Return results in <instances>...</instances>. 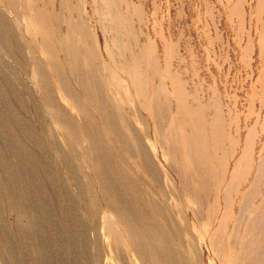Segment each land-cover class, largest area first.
Returning <instances> with one entry per match:
<instances>
[{
    "label": "rangeland",
    "instance_id": "obj_1",
    "mask_svg": "<svg viewBox=\"0 0 264 264\" xmlns=\"http://www.w3.org/2000/svg\"><path fill=\"white\" fill-rule=\"evenodd\" d=\"M53 1L56 10L58 0ZM77 1L81 4L77 5L80 16L75 14L76 18L91 28L92 54L101 59L108 57L112 63L109 56L116 50L101 34L91 0ZM41 7L38 4V9ZM130 7L142 18L141 24L130 18L135 42L138 36L140 45L149 40L161 70L176 75L190 99L196 92L202 106L213 99L222 118V134L236 141L232 150L229 143H222L218 155L223 164L214 157V166L212 161L206 167L213 171L215 179L219 176L218 196L214 178L209 191L197 190L195 185V202L181 187L177 170L182 152L178 144L172 143L176 142L174 130L181 128L173 106L164 118V142H156L155 125L141 113L130 87L121 82L118 87L113 78H103L100 65L93 71L87 61H81L84 77L95 73L108 86L104 103L119 133L106 137L101 124H90L93 133L99 134L94 141L95 160L90 142L81 139L79 131H74L77 142H67L63 128H58L51 113L46 114L40 104L32 64H25V55L36 52L38 66L41 63L49 75L45 54L24 44L21 53L10 45L9 54L0 49V71L4 75L13 72L10 80L15 88L13 95L10 82L0 76V264H247L248 258L239 256L248 244L261 251L258 263L264 264V242L252 243L254 238L249 234L258 216L256 211L264 202V186H259L255 195L243 198L258 177L264 159V0H128L122 11L128 13ZM0 14L10 25L12 41H31L28 25L16 23L1 1ZM57 32L64 39L63 28ZM75 42L74 55L78 56L85 46L78 35ZM164 44L174 51L169 66L163 62ZM105 61L101 62L103 67ZM17 62L23 70L16 67ZM162 84L171 93L169 81ZM54 90L57 105L74 122L73 130L82 127L77 124L79 118L69 99ZM72 90V100L95 117L96 108L74 84ZM190 99L187 106L195 108L197 102ZM210 112L205 115L211 120L215 111ZM24 126L26 133L21 130ZM133 130L138 142L131 141ZM247 133L251 137L245 144ZM121 137L123 142L117 140ZM142 146L149 159L147 164L139 152ZM175 146L178 159L170 164L166 152ZM104 148L111 177L125 186V204L121 205L114 195L100 202L96 213L97 199L89 196L87 201L84 190L79 188L92 181V174L100 176L93 167L97 161L105 160ZM244 150L250 154L246 159ZM203 153V159L210 156ZM188 165L194 169L191 163ZM199 177H205L204 169ZM225 189H229L227 198L223 195ZM135 199L145 207L146 227L155 233L151 244L133 236L137 222L130 209ZM224 201L230 206L225 217ZM107 207L115 218L106 211ZM208 214L214 215L212 222L207 220ZM218 227L222 229L221 239H216L218 245L212 250L208 243Z\"/></svg>",
    "mask_w": 264,
    "mask_h": 264
},
{
    "label": "bare ground",
    "instance_id": "obj_2",
    "mask_svg": "<svg viewBox=\"0 0 264 264\" xmlns=\"http://www.w3.org/2000/svg\"><path fill=\"white\" fill-rule=\"evenodd\" d=\"M0 1L4 3L7 13L14 21H16V23L21 22L24 24L25 22V24L28 25L27 27L30 28L29 31L31 32L32 36V39H30L31 41L28 43H24L21 41H12L10 25L7 19L2 14H0V49L5 54H9L7 52V47H10V45H12L21 50L22 53V44H24L23 46L30 45L31 48L33 47V49L35 50H41V53L43 52L42 54H45L46 63L50 70L49 75L45 73L41 63L38 66L39 62L37 61V54L35 55L36 52L34 53L32 51H29L28 53H26L25 64H28V62L32 64L31 69H33L35 75V77L33 78H35V81L37 82L35 93L40 99V104L42 105L44 110H46V114L51 113V120L58 124V128H63V131H65V133L63 134V138H65L67 142H77V140H75L74 131H79L80 138L90 142V151L92 158L97 160L93 149L94 141L99 137V134L95 132L93 133V130L90 128V124L92 122L101 124V132L106 133V137H108V135L117 136L119 134L117 124H115V121L110 115L109 109L104 103V96L105 93H107L106 88L108 86L105 85L104 80L101 82L98 78H96L95 73H92V75L91 72L87 73L84 77L80 71L81 61H87L88 66L93 69V71L94 68L97 69L100 65V67L102 68L103 78H113L112 80L116 81L118 87H121L120 82L122 84H127L130 87V93H132L131 97L134 99V101L139 102L138 107H140L141 113L147 116L148 119L151 120L155 125L154 130L155 133L157 132L158 134L156 142H164L165 133H163L162 131L165 124L164 118L167 116V113L172 110L173 106L174 110L178 112L176 121L178 123V126L182 130L178 129L177 132L174 130L176 142L172 143L178 144V149L181 148L182 155L181 152L180 155L182 159H186L188 161L187 163H183L182 159L179 158L180 164H178L179 169L177 170V174L179 176L181 187L195 202V185L197 186V190L199 189L201 191H209L213 188V182L215 180L216 187H218L216 188L218 191L216 195L218 196L219 189L221 188V184L218 183L219 176H216L215 179L213 171H211L210 168L206 167L211 164V162L214 160V157L218 158V163L220 165L223 164L224 161L222 160V157H219L218 155L220 152V148L222 147V143H229L230 149L232 150V146L236 141L235 139H233L234 137H224V135L222 134V118L220 119L221 116H219L220 114L218 112V109H216L217 106L213 99L208 102L207 106H202L198 101L196 92V95L190 96L191 99L194 100V102H197V106H195V108L188 107L189 105L187 106V103L188 99L190 98L187 95L188 93L184 91L183 83L178 78H176L177 76L173 73H170L168 71L164 72L163 70H161L162 68H160L159 66L157 55L154 52L153 46L149 45V40L148 42L146 40L144 45H140V37L138 36L137 43L135 42L136 33L132 30L133 26L131 28L130 18H135L138 24H141L142 18L140 13L137 12L134 7H130L131 11L130 8H128V13H124L122 11V6L126 4L128 0H91V8L93 14L96 15L95 18L100 20L98 24H100L99 27L101 29V34L104 37V40H106V43L111 47V49L116 50L113 51L112 55L109 56L113 60L112 63H110L111 61H108V57H106L105 59H101L95 56V53L92 54V46L94 42L91 36V28L90 26L88 27L87 24L83 26L81 24L82 21H80L81 19L76 18L75 16V14L80 16V9L79 7H77V5L81 4V2H78L77 0H58V7L55 10L53 0ZM38 4L42 5V7L39 9ZM16 25L17 24H15V26ZM61 28H63L65 33L64 39L57 32V30H61ZM76 35L81 37L85 46V48H81V52L78 54V56L74 55ZM173 52L171 46H167L166 44L163 45V62L166 66H169L171 54ZM104 54L106 55V52H104ZM125 56H127V60ZM104 60H106L107 63H105V66L103 67L101 62H103ZM120 61H122L123 63L121 66L119 65ZM16 67L23 70V65L18 62L16 63ZM118 67L120 68V72L122 74H120ZM12 74L13 72L9 71V74L4 75L3 72L0 71V76L2 77V79L8 80L10 82L11 89L13 91L12 93L14 95V84L10 80V75ZM67 75H70L69 79L67 78ZM7 77L9 79H7ZM155 81H158V83L155 84ZM166 81H169L171 93L167 92L166 86L164 87L162 84V82L165 83ZM72 84L77 87L80 95L84 96L86 100L88 99L90 105L96 108V118L87 115L86 111L82 110L75 100H72ZM54 88L58 90L59 94L62 93V95L64 94L69 99L70 106L73 108V111L79 118V122L77 124H80V126L82 127L79 128L78 126V129L73 130V120L67 117L65 114L66 112L57 105L54 95ZM148 93L150 94L148 95ZM17 99V102L21 103L20 97H17ZM172 100H174V104H171ZM209 110H211L210 114L213 112V110L215 111V114L211 117V120L210 118H206L205 115ZM87 111L89 113L88 109ZM91 118H95L96 121H92ZM144 126L147 127V125ZM1 128L3 129V131H5V128L2 124ZM21 130L22 133H26L27 131L25 126L22 127ZM131 135V141L138 142L134 130ZM250 137L251 135L249 136V133H247L245 137V144L246 142H249ZM122 139V137L121 139L117 138L119 142H123L124 140ZM176 147L177 146L171 148L166 152L170 158V164L175 163L176 159H178L175 158L176 155L174 151ZM104 150L106 153L105 160L102 162L97 161L93 167L94 171L99 173L100 176L92 174V181H90V183H87L86 186H82L81 188H79V190H84L83 195L86 194V196L84 197H87V201H89V196H93L97 199V204L94 207V212L96 213L98 212L97 208L100 207V202H102L103 200L106 202L114 195L117 196L118 201L121 205L125 204V198L122 193L125 186L124 184L120 185L119 183L115 182L111 177V170L107 166L109 163L107 150L105 148ZM202 151L204 152L203 154L209 153L210 156H207L208 158L205 156L204 159L201 158L200 154L202 153ZM139 152L143 157L144 163L147 164L149 159L147 158L145 151L143 150V146L139 149ZM246 152L247 150L243 154V157L245 159L246 157L250 156V154H246ZM188 163H191L194 169H191ZM214 163L215 162L213 161V166ZM202 169H204L205 177H199ZM261 171L262 176L261 178H259ZM263 179L264 159L261 160L260 166L258 168V177L254 181L253 186L249 187L243 198L246 199L249 195H255V192L258 190V188H260L259 186H264V183H262ZM91 186L93 187L94 191L92 190ZM228 192L229 189H225L223 191V195L225 196V198H227ZM225 201V211L223 214L224 217L228 214L227 208L230 207ZM106 211L115 218L108 207L106 208ZM130 211L135 221L137 222V228L133 233L134 238L137 241L147 240L151 244L156 236L152 230L146 227L147 215L145 207L140 203L138 199H135L134 205L131 206ZM256 214L258 216L251 224V232H249V234H252L254 238V241L252 243H263L264 202H261L259 208L256 211ZM213 216L214 215L208 214L207 220L212 222L214 218ZM118 219L121 220V214H119ZM221 232L222 229H219L218 227L212 238L209 240L208 244L212 250L214 249L213 247L215 246V244H217L215 243L216 239H221L219 238V236H221ZM242 247L240 248V251H242L243 249L244 250L239 256L240 259L246 260V258H248L247 264H259L258 259L260 257L261 251L250 247L249 244L243 249Z\"/></svg>",
    "mask_w": 264,
    "mask_h": 264
}]
</instances>
